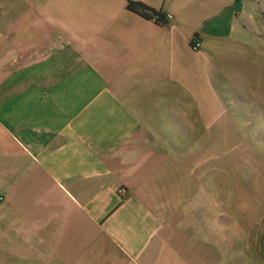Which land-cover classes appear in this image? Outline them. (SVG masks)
Returning <instances> with one entry per match:
<instances>
[{"label":"crops","instance_id":"1","mask_svg":"<svg viewBox=\"0 0 264 264\" xmlns=\"http://www.w3.org/2000/svg\"><path fill=\"white\" fill-rule=\"evenodd\" d=\"M132 1L0 0V264H264L251 6Z\"/></svg>","mask_w":264,"mask_h":264},{"label":"rangeland","instance_id":"2","mask_svg":"<svg viewBox=\"0 0 264 264\" xmlns=\"http://www.w3.org/2000/svg\"><path fill=\"white\" fill-rule=\"evenodd\" d=\"M246 5L252 9V18L257 22L258 32V59L253 62V72L257 76L256 80L250 82L251 91H257L260 94L264 92V0H246ZM257 15V16H256ZM262 100V99H260ZM259 100V101H260ZM257 105V103H254Z\"/></svg>","mask_w":264,"mask_h":264},{"label":"trees","instance_id":"3","mask_svg":"<svg viewBox=\"0 0 264 264\" xmlns=\"http://www.w3.org/2000/svg\"><path fill=\"white\" fill-rule=\"evenodd\" d=\"M129 7L133 11L142 13L143 15L150 13L151 16L155 17L156 20L160 23L165 22V16L163 14H160L159 12L142 2L129 0Z\"/></svg>","mask_w":264,"mask_h":264},{"label":"built area","instance_id":"4","mask_svg":"<svg viewBox=\"0 0 264 264\" xmlns=\"http://www.w3.org/2000/svg\"><path fill=\"white\" fill-rule=\"evenodd\" d=\"M171 17H172L171 14L165 15V21L168 20V19H170ZM192 46H193L194 49H199L202 46V42L200 40L194 39L192 41ZM120 192L121 193H124V192H126V190L124 188H121L120 189Z\"/></svg>","mask_w":264,"mask_h":264}]
</instances>
